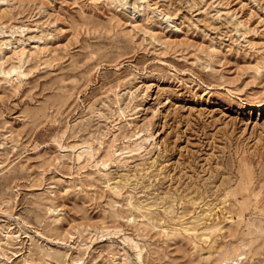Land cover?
<instances>
[{
    "label": "rangeland",
    "instance_id": "1",
    "mask_svg": "<svg viewBox=\"0 0 264 264\" xmlns=\"http://www.w3.org/2000/svg\"><path fill=\"white\" fill-rule=\"evenodd\" d=\"M0 264H264V0H0Z\"/></svg>",
    "mask_w": 264,
    "mask_h": 264
},
{
    "label": "bare ground",
    "instance_id": "2",
    "mask_svg": "<svg viewBox=\"0 0 264 264\" xmlns=\"http://www.w3.org/2000/svg\"><path fill=\"white\" fill-rule=\"evenodd\" d=\"M23 53H24V52H23ZM23 53H22V54H23ZM22 56H23V55H20L19 57L22 58ZM11 72H16V69H13V70H7V71L2 70V71H1V73H2L3 75H7V74H9V73H11ZM256 106L259 107V106H261V105L256 104ZM61 146H62V145H61ZM62 147H64V146H62ZM76 147H78V146H76ZM72 148H75V146H72ZM76 157H77V160L80 161V159L82 158L81 153L76 154ZM102 164H103L104 166H106L105 162L102 163Z\"/></svg>",
    "mask_w": 264,
    "mask_h": 264
}]
</instances>
